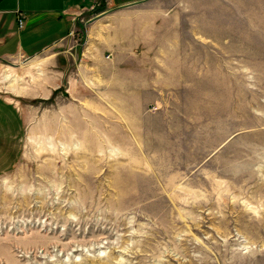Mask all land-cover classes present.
I'll return each mask as SVG.
<instances>
[{
  "label": "rangeland",
  "instance_id": "1",
  "mask_svg": "<svg viewBox=\"0 0 264 264\" xmlns=\"http://www.w3.org/2000/svg\"><path fill=\"white\" fill-rule=\"evenodd\" d=\"M179 4L183 63L159 46L131 111L71 93L92 13L59 85L58 65L0 56V264H264V0Z\"/></svg>",
  "mask_w": 264,
  "mask_h": 264
},
{
  "label": "crops",
  "instance_id": "2",
  "mask_svg": "<svg viewBox=\"0 0 264 264\" xmlns=\"http://www.w3.org/2000/svg\"><path fill=\"white\" fill-rule=\"evenodd\" d=\"M171 1L174 3L169 9L159 12L152 0H0V56L18 55L31 59L29 63L21 62L23 69L48 62L58 65L59 69H54L53 82L59 85L63 79L61 61L69 57L67 49L72 45L70 38L77 27V18L92 13L96 21L88 29L82 62L75 75L69 77L70 91L73 93L75 87L88 89L91 84V89L99 91L102 96H112L122 102L119 111H131L127 108L131 103L126 99L140 96L143 75H146L143 70H151L153 65L159 64L156 55L159 46H165L168 41V47L173 50L169 62L174 65L183 63L178 50L187 48L183 31L186 29L189 33L191 30L179 24L178 18L187 9L184 4H179L183 0ZM19 16L25 18L23 28L18 27ZM162 16L171 23L159 25ZM166 27L171 28V37L165 34L160 37ZM98 33L100 40L95 47L90 46L89 38L99 36ZM7 67L18 70L22 76L19 68ZM5 68L2 78L17 81L13 76H4ZM78 82L81 83L78 85ZM11 86L14 89L13 84ZM21 89H16L15 93L22 94ZM132 91L133 95L130 94Z\"/></svg>",
  "mask_w": 264,
  "mask_h": 264
},
{
  "label": "built area",
  "instance_id": "3",
  "mask_svg": "<svg viewBox=\"0 0 264 264\" xmlns=\"http://www.w3.org/2000/svg\"><path fill=\"white\" fill-rule=\"evenodd\" d=\"M24 24H25L24 16H19V18H18V27L19 28H23Z\"/></svg>",
  "mask_w": 264,
  "mask_h": 264
},
{
  "label": "bare ground",
  "instance_id": "4",
  "mask_svg": "<svg viewBox=\"0 0 264 264\" xmlns=\"http://www.w3.org/2000/svg\"><path fill=\"white\" fill-rule=\"evenodd\" d=\"M10 76H11V77L13 76V78H15V80H17V81H18L19 79L21 80V77H20L18 74H16V73L11 74ZM7 77H9L8 74H6V78H7Z\"/></svg>",
  "mask_w": 264,
  "mask_h": 264
}]
</instances>
